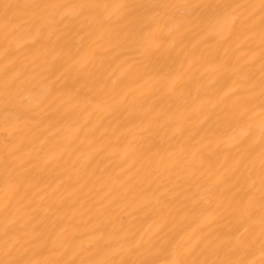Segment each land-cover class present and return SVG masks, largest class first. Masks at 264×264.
Masks as SVG:
<instances>
[{
	"label": "snow or ice",
	"instance_id": "obj_1",
	"mask_svg": "<svg viewBox=\"0 0 264 264\" xmlns=\"http://www.w3.org/2000/svg\"><path fill=\"white\" fill-rule=\"evenodd\" d=\"M0 264H264V0H0Z\"/></svg>",
	"mask_w": 264,
	"mask_h": 264
},
{
	"label": "bare ground",
	"instance_id": "obj_2",
	"mask_svg": "<svg viewBox=\"0 0 264 264\" xmlns=\"http://www.w3.org/2000/svg\"><path fill=\"white\" fill-rule=\"evenodd\" d=\"M235 2H247V0H235ZM258 2V0H257ZM53 124L54 126L47 127L46 130L43 131V134L41 135L40 133H37L39 135V138L41 141L44 140H54L57 135L60 136H67L71 129L69 126L68 121L66 120H60L59 123H56V118H53ZM99 133H97L98 135ZM80 153H83V156L81 157V162H86L87 163V171L89 173H92L95 171V176L91 178V180L88 179V177H85V180H88V186L87 188L83 189V192L78 193L77 195L81 196V203H83V194L88 193L89 189H92V192L89 193V196L91 199H89L88 203L90 204L92 200L98 199L99 196L103 195V192L100 190L99 186L96 185L95 187L93 186V181L95 180L96 176H101L103 175L104 177V183L108 184L111 183L109 180V177H111L112 180L115 181H120L124 179L125 174L120 173V168L117 167L119 164V157L118 156H110L108 152H101L97 154L96 152L93 151V146H89V141L91 140V137H85L84 133L81 132L80 134ZM82 142V143H81ZM57 147L52 146L51 143L48 144V148L50 149L49 155H52L56 152ZM67 160V156L64 158ZM71 161H69V164L64 165V167H69ZM122 167V165H121ZM106 170V171H105ZM34 172L37 174L38 178H42L43 180V191L39 193L40 196H45L47 199L48 195L52 194V188L55 187V183L51 184V187L45 186L47 182L49 181L50 177L48 175V169H46L41 161H37V168L34 169ZM73 181L75 182V177H73ZM80 183H84V180H81ZM76 187H79V185H75ZM55 196L57 198H63V199H68L69 203H72L71 199L68 198V194L61 188L59 191L55 193ZM87 206V205H86ZM69 213V216L73 214V212H76L77 214L79 211L82 209H79V207H74L71 210L66 209ZM124 212H127L128 209H123ZM76 225H70V228L72 230H76ZM87 226L85 224H80L79 225V230L83 231ZM191 228L196 227V223L193 222L190 225ZM256 259H259V253L256 254Z\"/></svg>",
	"mask_w": 264,
	"mask_h": 264
}]
</instances>
